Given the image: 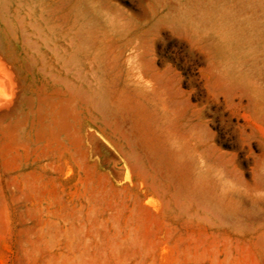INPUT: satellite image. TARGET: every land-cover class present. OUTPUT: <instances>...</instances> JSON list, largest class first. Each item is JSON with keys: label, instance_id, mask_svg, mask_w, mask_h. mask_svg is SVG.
<instances>
[{"label": "rangeland", "instance_id": "374dc122", "mask_svg": "<svg viewBox=\"0 0 264 264\" xmlns=\"http://www.w3.org/2000/svg\"><path fill=\"white\" fill-rule=\"evenodd\" d=\"M0 51V264H264V0H0Z\"/></svg>", "mask_w": 264, "mask_h": 264}, {"label": "bare ground", "instance_id": "6f19581e", "mask_svg": "<svg viewBox=\"0 0 264 264\" xmlns=\"http://www.w3.org/2000/svg\"><path fill=\"white\" fill-rule=\"evenodd\" d=\"M102 13H103V11H102ZM104 14H105V12H104ZM1 20H2L3 27L5 28V30L7 29V31H8V26H7L6 22L3 19H1ZM13 74H15V73H13V67H12V65L8 62L7 57L0 51V99L2 97H3L2 99H4V96L1 97V95H3V94L4 95L5 94H8V96H9V93L12 90V88H11L12 87V85H11V82H12L11 78H12ZM13 85H14V82H13ZM1 92L3 94H1ZM5 97H7V96L5 95ZM6 99H8V97Z\"/></svg>", "mask_w": 264, "mask_h": 264}]
</instances>
